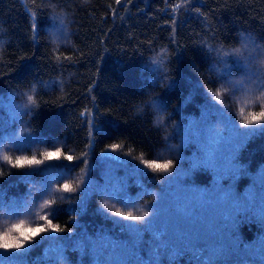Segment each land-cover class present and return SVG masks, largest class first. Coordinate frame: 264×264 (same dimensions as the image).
Wrapping results in <instances>:
<instances>
[{
	"label": "trees",
	"instance_id": "1",
	"mask_svg": "<svg viewBox=\"0 0 264 264\" xmlns=\"http://www.w3.org/2000/svg\"><path fill=\"white\" fill-rule=\"evenodd\" d=\"M262 59L264 0H0V232L66 229L0 264H264V121L239 112L264 109ZM56 147L78 160H3Z\"/></svg>",
	"mask_w": 264,
	"mask_h": 264
},
{
	"label": "snow or ice",
	"instance_id": "2",
	"mask_svg": "<svg viewBox=\"0 0 264 264\" xmlns=\"http://www.w3.org/2000/svg\"><path fill=\"white\" fill-rule=\"evenodd\" d=\"M129 3H131V0H128ZM117 4L121 3V0H116ZM233 52L239 53L240 49L235 48L233 49ZM260 64L264 66V59L260 61ZM33 91H35V85L33 86ZM211 91V90H210ZM222 91H228L226 88H218L215 91L214 99L215 101L221 100V92ZM264 96V93L261 94ZM27 101L29 104H34L35 101L33 99L32 95L27 96ZM240 116H241V124L243 125H251V124H259L261 121H264V110H261L259 112H245L244 108L241 107L239 109ZM162 117H159L157 120V123L162 120ZM25 134H31L28 132V129H23L22 133L18 134V138L24 136ZM38 142V141H37ZM107 148H111L113 150L120 147L118 144H110L106 145ZM104 153V150H101V154ZM80 155H84V153H81ZM63 157L64 160L72 162L74 160H78V157H74L73 155H68L66 153H62L61 149L59 147H56L54 150H45L40 153V158L38 159L35 155L32 156H16L15 159L8 155L3 156V160L7 161L9 164H11L15 168H24L25 166H33V165H48L45 164V161H59ZM141 163L143 165V168L147 171H150L151 173H160L158 171V165L161 161H166L167 159H144L143 157H140ZM84 164H88L87 159L83 161ZM39 170V169H35ZM82 175L80 178H78L75 181V186L73 182L71 181H65L60 187L63 189L64 192H76L77 186H80L81 180H85V177ZM173 172V169H172ZM156 179H161V177H155ZM50 187V184L48 188ZM47 188V189H48ZM46 189V190H47ZM37 192L41 193L40 186L37 188ZM100 195L107 196V194L101 193ZM154 196V194H152ZM114 199L113 197H111ZM53 201L50 199H45L42 204H40V208L44 209L47 205L52 204ZM148 202H145V205L140 204H134L135 211L131 210H122L121 207H118L116 203H111L109 199H104L102 201V207L107 209L111 213H115L118 217L126 218L130 221H143L144 219L138 215V213H142L143 209L148 207ZM126 206V205H125ZM149 208V207H148ZM0 211L4 212H12L9 209L5 207H0ZM38 219L41 221H44L43 224H35L33 226H29L25 220L21 219L16 223L11 224L9 227H7L4 231L0 232V249H23L26 244L33 241L34 238L41 236V234L48 233L49 230L51 232L55 233H61L64 232L66 229L58 226L57 224L53 223L51 219L48 218V215H40L38 216Z\"/></svg>",
	"mask_w": 264,
	"mask_h": 264
},
{
	"label": "clouds",
	"instance_id": "3",
	"mask_svg": "<svg viewBox=\"0 0 264 264\" xmlns=\"http://www.w3.org/2000/svg\"><path fill=\"white\" fill-rule=\"evenodd\" d=\"M261 110H264V109H261ZM173 167H174V160L169 158L166 161H161L159 163L158 171L160 173L171 174ZM153 194L155 195V193ZM138 215H140L143 219H145L146 217L150 215V210L145 208L143 209L142 213H138Z\"/></svg>",
	"mask_w": 264,
	"mask_h": 264
}]
</instances>
